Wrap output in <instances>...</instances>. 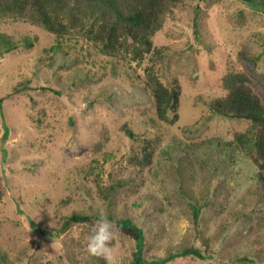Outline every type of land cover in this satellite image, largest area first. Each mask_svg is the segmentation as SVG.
Instances as JSON below:
<instances>
[{
	"label": "rangeland",
	"instance_id": "374dc122",
	"mask_svg": "<svg viewBox=\"0 0 264 264\" xmlns=\"http://www.w3.org/2000/svg\"><path fill=\"white\" fill-rule=\"evenodd\" d=\"M0 34L18 46L0 49V264H109L86 247L101 212L113 222L119 264H135L136 243L116 225L132 215L157 258L170 245L176 252L194 246L205 260L174 264H264V242L254 243L264 234V184L250 154L236 153L232 175L203 163L213 133L227 140L250 128L205 101L223 89L229 70L245 72L264 103L261 10L243 0H185L154 39L163 56L150 52L141 63L104 55L83 38L57 37L27 18L0 16ZM244 47L259 60L238 59ZM152 65L167 86L178 82L189 94L176 123H189L182 134L172 136L170 122L156 119L137 77ZM96 178L115 186L108 198L99 196ZM118 180L132 184L118 188ZM76 212L92 219L64 226Z\"/></svg>",
	"mask_w": 264,
	"mask_h": 264
},
{
	"label": "trees",
	"instance_id": "16d2710c",
	"mask_svg": "<svg viewBox=\"0 0 264 264\" xmlns=\"http://www.w3.org/2000/svg\"><path fill=\"white\" fill-rule=\"evenodd\" d=\"M184 1L0 0V16L27 18L39 23L46 31L57 37H64L68 34L83 38L84 41L94 45L97 51L104 55L114 57L120 54L121 58L141 63L150 52H154L157 56H163L164 49L156 46L154 39L157 32L163 27L166 16L173 12V7ZM243 2L264 13V0H243ZM24 46L26 48L32 47V40L27 38ZM1 48L8 53L18 46L6 39L5 35L0 34ZM259 58L260 55H256L248 47H244L238 53V59L242 60L256 62ZM137 77L152 100L156 119L161 123L170 122L168 133L172 136L182 134L188 128L189 123L186 126L178 125L177 127L176 123L181 118L180 113L185 108L184 101L189 94L183 91L178 82L172 86H167L153 65L146 68L144 76L138 75ZM250 81L245 72L229 70L223 77V89L209 96L206 100L204 99L212 112L228 119L247 120L250 122V128L245 131L228 133L227 140H223L221 135L213 133L212 137L206 140L209 150L206 152L203 163L213 162L217 165L216 171L225 174L229 172V175H232L234 171L235 173L237 171L238 158L236 153L242 150L250 154L257 166V182L264 184V103L249 85ZM198 120L191 126L194 127ZM122 128L128 136L135 138L132 129L126 125ZM6 134L7 132L4 135ZM147 141L145 142L148 143ZM178 145H174L172 149L178 150ZM189 148L188 153L194 152L195 144L190 145ZM95 182L99 196L104 198H108L115 188L114 185H101L98 178ZM116 183H118V188H121L124 183L132 184L128 180L125 182L118 180ZM130 186L131 188L134 187V185ZM68 199L70 200L71 197ZM89 208L92 209L93 206L91 205ZM91 219L92 214L89 216L82 212L72 213L66 217L64 226ZM139 222V218L136 219L133 215L116 222L117 229L123 230L120 233L133 238L136 243V250L133 253L135 264H174L188 256L197 257L201 260L206 259L202 250L194 246L176 252L170 245L166 257L157 258L150 255L151 245L147 241L144 226H140ZM204 242L209 243L206 240ZM263 242L264 234L254 241L257 244H263ZM261 251L264 253V247L261 248ZM210 257L213 258L214 256L210 254ZM234 257L242 258L238 255H234ZM243 258L248 259L249 257L243 255ZM2 259H7V256L2 255Z\"/></svg>",
	"mask_w": 264,
	"mask_h": 264
},
{
	"label": "clouds",
	"instance_id": "9594fccd",
	"mask_svg": "<svg viewBox=\"0 0 264 264\" xmlns=\"http://www.w3.org/2000/svg\"><path fill=\"white\" fill-rule=\"evenodd\" d=\"M115 233L113 222L101 212V216L96 220L92 233L87 238V250L93 255L104 256L109 264H119L114 255L113 241Z\"/></svg>",
	"mask_w": 264,
	"mask_h": 264
}]
</instances>
